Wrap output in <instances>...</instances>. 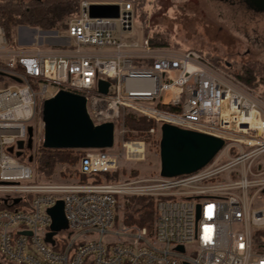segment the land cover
Returning a JSON list of instances; mask_svg holds the SVG:
<instances>
[{
  "label": "built area",
  "instance_id": "obj_1",
  "mask_svg": "<svg viewBox=\"0 0 264 264\" xmlns=\"http://www.w3.org/2000/svg\"><path fill=\"white\" fill-rule=\"evenodd\" d=\"M92 4L117 5L118 17H90ZM136 16L132 0H80L55 51L14 47L0 26V264H264V96L196 50L129 40ZM60 89L85 97L94 124L113 122L114 142L78 149L74 169L38 182L24 151ZM126 110L155 120L146 132L158 142L169 123L224 143L193 173L118 182L119 158L143 154ZM138 196L153 202L150 229L119 215ZM58 200L67 227L50 242Z\"/></svg>",
  "mask_w": 264,
  "mask_h": 264
},
{
  "label": "rangeland",
  "instance_id": "obj_2",
  "mask_svg": "<svg viewBox=\"0 0 264 264\" xmlns=\"http://www.w3.org/2000/svg\"><path fill=\"white\" fill-rule=\"evenodd\" d=\"M5 3V0H0V5ZM143 8L146 11V25L167 35L169 44L164 48L178 51L190 48L208 52L216 56L219 62L226 64L230 72L239 71L241 64L246 61L264 63V0H147ZM68 18L63 20L62 28L52 30L18 25L13 29L8 41L12 42L14 47L28 48L39 45L55 51L63 43L62 39L66 38L65 26ZM143 28V23L136 16L133 32L126 37L129 40H140L144 35ZM262 78L264 73L261 74ZM259 90L264 91V84L257 87L256 91ZM127 113L132 112L126 110L123 119ZM124 122L128 127L125 119ZM38 123L37 120L33 139H28L27 144H31L25 149L24 155L35 168V181H57L62 169L68 172L74 169L77 163L57 164L50 177H44L37 172V153L43 141V126L38 130ZM128 129L131 130L129 127ZM128 136L143 142V154H124L119 158L118 168L112 177L118 182H124L160 176L159 142L155 140L156 135L142 130L138 131L137 135L129 131ZM75 152L79 153V150L75 149ZM135 201L136 197L122 199L119 215L123 216V220L126 213H132Z\"/></svg>",
  "mask_w": 264,
  "mask_h": 264
},
{
  "label": "water",
  "instance_id": "obj_3",
  "mask_svg": "<svg viewBox=\"0 0 264 264\" xmlns=\"http://www.w3.org/2000/svg\"><path fill=\"white\" fill-rule=\"evenodd\" d=\"M117 5L92 4L90 17H118ZM108 83L99 81L98 89L106 93ZM43 141L46 149H107L114 142V124L111 121L94 124L83 95L64 89L45 99L42 107ZM30 131V130H29ZM31 140V139H30ZM221 138L163 123L159 140L161 177H175L193 173L205 166L222 147ZM28 144V147H30ZM23 147V142H18ZM20 155V152L17 153ZM52 218L51 231L46 240L67 227L63 202L47 209Z\"/></svg>",
  "mask_w": 264,
  "mask_h": 264
},
{
  "label": "trees",
  "instance_id": "obj_4",
  "mask_svg": "<svg viewBox=\"0 0 264 264\" xmlns=\"http://www.w3.org/2000/svg\"><path fill=\"white\" fill-rule=\"evenodd\" d=\"M6 3L0 5V25L4 28L7 38L10 40L13 29L18 25H27L45 30L62 28V22L66 17H71L78 13L80 0H5ZM138 18L144 25V36L149 39L151 45L156 47L168 46L167 35L161 31L153 30L146 25V11L142 2L132 0ZM190 49V48H188ZM195 50V49H193ZM198 51L202 56L212 61L215 65L231 74L236 80L246 86L257 90V87L264 84V63L259 61H246L240 66L237 72H230L226 64L219 62L218 58L208 52ZM260 91V90H259ZM264 96V91H260ZM168 109L167 107H162ZM126 124L130 129L148 130L155 126V121L146 117H136L132 113L125 116ZM79 154L75 149H46L41 147L37 153V172L44 177H50L55 167L59 163H70L76 165ZM5 205H0V208ZM135 214L137 215L135 217ZM126 224H136L137 226L151 228L153 223V202L149 197L138 196L132 213L125 214Z\"/></svg>",
  "mask_w": 264,
  "mask_h": 264
},
{
  "label": "bare ground",
  "instance_id": "obj_5",
  "mask_svg": "<svg viewBox=\"0 0 264 264\" xmlns=\"http://www.w3.org/2000/svg\"><path fill=\"white\" fill-rule=\"evenodd\" d=\"M132 146H133V144H132ZM139 148V149H138ZM134 150H136V151H138V152H142L143 151V149L140 147V146H134Z\"/></svg>",
  "mask_w": 264,
  "mask_h": 264
},
{
  "label": "crops",
  "instance_id": "obj_6",
  "mask_svg": "<svg viewBox=\"0 0 264 264\" xmlns=\"http://www.w3.org/2000/svg\"><path fill=\"white\" fill-rule=\"evenodd\" d=\"M68 41H69V40H68L67 38L62 39V42H63L62 44H66V43H68Z\"/></svg>",
  "mask_w": 264,
  "mask_h": 264
},
{
  "label": "flooded vegetation",
  "instance_id": "obj_7",
  "mask_svg": "<svg viewBox=\"0 0 264 264\" xmlns=\"http://www.w3.org/2000/svg\"><path fill=\"white\" fill-rule=\"evenodd\" d=\"M136 1H138V2H142V3L145 5L147 0H136ZM187 2H188V1H187ZM187 2H186V3H187Z\"/></svg>",
  "mask_w": 264,
  "mask_h": 264
}]
</instances>
